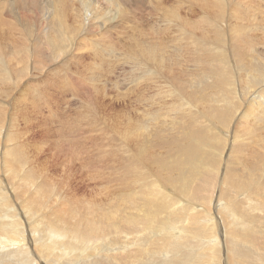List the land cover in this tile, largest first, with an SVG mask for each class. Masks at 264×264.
<instances>
[{"label": "rangeland", "instance_id": "374dc122", "mask_svg": "<svg viewBox=\"0 0 264 264\" xmlns=\"http://www.w3.org/2000/svg\"><path fill=\"white\" fill-rule=\"evenodd\" d=\"M56 1L0 0V188L13 195L23 230L46 237L47 223L71 211L78 220L102 219L112 241H133L141 225L130 224L148 213L151 192L163 189L175 207L186 205L183 184L196 199L177 226L188 222L190 209L209 205L210 196L212 206L226 203L241 183L234 198L248 212L246 184L259 185L254 198L264 195V81L250 83L254 66L264 63V0ZM217 1L227 7L214 31ZM172 12L177 17L170 18ZM58 35L65 38L60 49ZM150 51L161 55L149 66L158 73L153 78L133 67L138 57L147 62ZM216 52L223 54L211 55ZM221 65L234 86L228 124L213 78ZM207 137L222 141L223 156L204 190V176L191 175L184 151L200 149ZM263 213L250 210L249 216L264 220ZM122 217L132 219L124 224ZM69 253L54 264L75 259Z\"/></svg>", "mask_w": 264, "mask_h": 264}, {"label": "bare ground", "instance_id": "6f19581e", "mask_svg": "<svg viewBox=\"0 0 264 264\" xmlns=\"http://www.w3.org/2000/svg\"><path fill=\"white\" fill-rule=\"evenodd\" d=\"M223 3L221 1H217L216 4L219 8L218 17H216L214 21H210L214 31H215V26L224 22V17L221 16V10L225 7ZM84 4L85 3H83V5ZM87 7H88V4H87ZM92 7H94V5ZM57 10L58 9H56L55 11L57 12ZM102 10H104V8H102ZM102 10H101V13H102ZM93 11L95 10L93 9ZM103 14H107V13L104 12L102 13V15ZM177 15L176 13H173V14H170L169 17L175 18L177 17ZM109 18L111 20V17ZM162 19L164 18L162 17ZM74 22L76 23V21ZM101 22H99V24ZM104 23L102 22V25H104ZM184 23H185V20H184ZM113 24H115L114 21H113ZM67 26H69V24ZM113 27H110V28L113 29ZM185 29H183V31ZM68 33L67 35H69ZM60 35H58L59 36L58 39L55 40V46L57 45L58 49H60L61 44H63L62 42L65 39V38L63 39ZM74 42H75L74 46L79 45V44H76V40ZM159 46L160 45H158V47ZM152 51L144 54V57L146 56V59L148 60L147 62L144 63L138 57L135 60L136 63L133 64V67L135 68H139V69L142 68L141 70H143V74L140 73L141 75L143 76L146 75L147 77H151V78L157 76L158 73L155 72L152 68L150 69L149 67L150 64L155 63L158 60H161V57H160L161 55H156ZM211 52L213 51L209 50L206 53L210 54ZM159 54H161L160 51H159ZM216 54L222 55L223 53L216 52V53H212L211 55H216ZM124 59H127V58H124ZM3 66H4L3 62L0 61V72L4 71V69H2ZM224 66L226 65H221L217 67V70H218L217 72L219 73V77L213 74V78H214V83H217L223 92L224 113L221 116V120L224 124H228L230 123V120H232L230 114L233 111H235L236 107L234 105L235 104L234 86L232 87V82L230 80L229 71H227L226 68H224ZM254 69H255V74L252 76L250 83L258 84V83L263 82L264 81V63H257L254 66ZM22 71H25V70L22 69ZM24 73H27V72L25 71L23 72V74ZM91 115L90 116L88 115L89 119L90 117L92 118ZM2 125L3 124L0 123V130L2 129L1 128ZM197 145H201V148L199 149L197 147H194V148L187 149L184 151V159H185V162L188 163L190 166V172L192 176H201V175L204 176V180L201 183V188L203 187L204 190H207L209 188V185L211 184L210 182L212 178L215 175V171L219 172V166L221 165V160L219 159V157L223 156V153L220 154V150L222 148L223 143L220 139L212 140L207 137L203 139L202 142H199ZM6 165L8 164L6 163ZM247 184H246V187L247 186L248 187L247 188L245 187V190L248 193L244 192L243 194L242 192V196L245 202H248V204H250L249 208L247 209L249 211L252 210L253 212H258L259 214L263 213L264 195L261 198L255 197L257 198L258 202H256L254 198L256 194L255 191L259 189V185L256 184L251 187L250 185H247ZM242 187H244V183H241L239 186L235 188L236 189L234 191L235 193L232 196L228 197V201L226 203H221L218 206L216 205L212 206L213 197L210 196L209 205L201 207L202 209L200 212L195 210L197 209L196 207H194L193 209H190V212L192 211L194 213H192L193 215L189 217L188 222L184 224L183 226H177L178 225L177 220L183 214L186 207L190 205L189 203L194 202V200L196 199V191L195 190L191 191L186 184H183L180 188V191L181 193L187 196L188 201H185L186 205L183 203L175 207L176 206V203L174 202L175 198L171 196L169 193H167L165 190L156 188L154 191L151 192L150 197L147 200L149 204L148 213L142 217L141 221L132 222L130 224L131 228H136L138 225H141L140 232L136 235H133V241L127 240L128 238L131 239L132 236L124 237L123 243L110 240L108 238V234H106L105 236V233L107 232L106 225H103L104 221L102 219L93 217V218H90L91 220H86V219L78 220L79 218L77 217V214L75 213L72 215L71 211L62 213L63 216H58L61 219L58 221L56 220L57 222L55 221L54 224H52L51 222L47 223L46 237H44L43 235L35 236V233L28 234L27 232L23 230L22 224L18 218L19 215L21 214V210L14 207L10 203V197H12L13 195L9 196L7 193L3 191L2 188H0V264H54V261L57 262L58 259L63 261L64 260L63 257L66 256V254L69 253V251L74 252L73 258L75 259H72V260L76 264L77 263L79 264H120V263L121 264H125V263L127 264H264V220L257 218V216H255L254 214L249 216V211L246 212L245 210H240L239 202L238 200H235L234 195L235 194L238 195L241 192L242 189L240 190V188ZM37 191L39 192L37 197H40L42 195L43 190L38 188ZM121 195L122 194L120 193V197ZM252 198L254 199L251 200ZM124 203L128 205L126 202ZM124 203H122V205ZM192 206L193 205L191 204L190 207ZM34 207L37 208L36 205ZM128 207L131 209L129 205ZM210 207H212L213 211L210 209ZM220 207H221L220 212L219 213L217 212L215 215L214 214L215 209L216 208L219 209ZM25 212L26 214H29L31 212V209L28 208L25 210ZM162 215H164L163 218H165V221L159 218ZM249 218H251V221H249ZM263 218H264V213H263ZM131 219H132L131 217L130 218L122 217L121 220H123L124 224H127L131 221ZM131 241L133 242L131 245L132 247H129L130 246L129 244L131 243ZM128 242L130 243L127 244ZM56 250L57 251L59 250V253L57 252L58 254L57 253L54 254ZM136 253H140L141 258L143 259L146 258V260L145 261H143L142 259L138 260L139 256ZM70 254L71 253H69L68 255ZM130 258L132 260H130ZM72 260H68V262L65 264H70Z\"/></svg>", "mask_w": 264, "mask_h": 264}]
</instances>
